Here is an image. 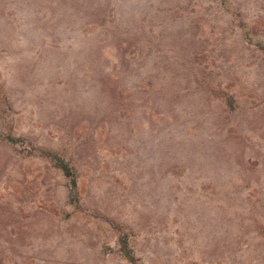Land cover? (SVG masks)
Here are the masks:
<instances>
[{
    "label": "rangeland",
    "instance_id": "374dc122",
    "mask_svg": "<svg viewBox=\"0 0 264 264\" xmlns=\"http://www.w3.org/2000/svg\"><path fill=\"white\" fill-rule=\"evenodd\" d=\"M0 264H264V0H0Z\"/></svg>",
    "mask_w": 264,
    "mask_h": 264
}]
</instances>
